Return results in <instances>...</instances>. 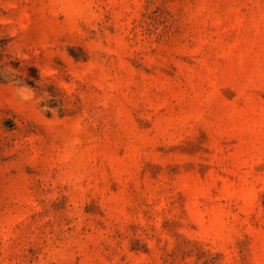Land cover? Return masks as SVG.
Instances as JSON below:
<instances>
[{"label":"rangeland","instance_id":"1","mask_svg":"<svg viewBox=\"0 0 264 264\" xmlns=\"http://www.w3.org/2000/svg\"><path fill=\"white\" fill-rule=\"evenodd\" d=\"M0 264H264V0H0Z\"/></svg>","mask_w":264,"mask_h":264}]
</instances>
